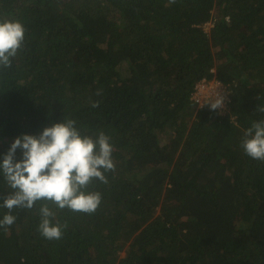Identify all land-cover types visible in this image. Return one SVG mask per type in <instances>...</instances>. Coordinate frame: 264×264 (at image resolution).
I'll return each instance as SVG.
<instances>
[{
	"label": "trees",
	"instance_id": "1",
	"mask_svg": "<svg viewBox=\"0 0 264 264\" xmlns=\"http://www.w3.org/2000/svg\"><path fill=\"white\" fill-rule=\"evenodd\" d=\"M5 19L26 34L0 70V160L68 118L111 138L115 171L89 186L94 214L49 204L59 240L37 230L42 202L14 209L0 264H264V162L241 147L264 120V0H0ZM213 77L225 114L191 99Z\"/></svg>",
	"mask_w": 264,
	"mask_h": 264
},
{
	"label": "clouds",
	"instance_id": "2",
	"mask_svg": "<svg viewBox=\"0 0 264 264\" xmlns=\"http://www.w3.org/2000/svg\"><path fill=\"white\" fill-rule=\"evenodd\" d=\"M25 34L26 28L20 21H0V70L12 66L13 58L24 46ZM209 103L212 110L221 108L224 97ZM92 106L98 107L99 101ZM256 111L264 113V106H258ZM241 147L248 157L264 162V120L254 121L244 130ZM113 151L111 138L103 131L96 136L82 135L76 121L68 118L45 127L39 135L15 138L0 160V177L8 189L0 207L9 210L0 219V229L6 232L15 223L16 217L11 214L14 209H32L42 202L38 232L47 240L61 239L67 225L53 223L56 212L49 204L60 210L94 214L102 194L88 189L94 179L108 183L105 173L115 171Z\"/></svg>",
	"mask_w": 264,
	"mask_h": 264
},
{
	"label": "built area",
	"instance_id": "3",
	"mask_svg": "<svg viewBox=\"0 0 264 264\" xmlns=\"http://www.w3.org/2000/svg\"><path fill=\"white\" fill-rule=\"evenodd\" d=\"M219 96L224 97L223 107L217 108L220 114L228 112L229 103L231 101V89L228 84L224 83L220 79L213 77L211 79L203 78L196 83L193 92L191 93V99L201 107L207 104L210 100H215ZM211 107V104H207Z\"/></svg>",
	"mask_w": 264,
	"mask_h": 264
},
{
	"label": "rangeland",
	"instance_id": "4",
	"mask_svg": "<svg viewBox=\"0 0 264 264\" xmlns=\"http://www.w3.org/2000/svg\"><path fill=\"white\" fill-rule=\"evenodd\" d=\"M210 26H211V22H208L207 24H205L204 25L205 30L206 31L209 30Z\"/></svg>",
	"mask_w": 264,
	"mask_h": 264
}]
</instances>
